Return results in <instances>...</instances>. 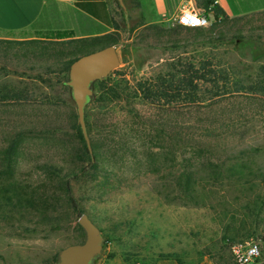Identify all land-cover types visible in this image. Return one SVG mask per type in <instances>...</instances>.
Wrapping results in <instances>:
<instances>
[{"label":"rangeland","instance_id":"obj_1","mask_svg":"<svg viewBox=\"0 0 264 264\" xmlns=\"http://www.w3.org/2000/svg\"><path fill=\"white\" fill-rule=\"evenodd\" d=\"M110 1L123 27L119 0ZM122 1L128 22L140 26L134 0ZM210 21L198 28L148 26L130 42L126 30L116 37L121 63L115 70L122 74L113 81L131 90L175 73L170 64L178 59L197 67L214 63L207 70L227 71L233 87L264 80V12ZM101 42L33 28L0 34V167L17 140L15 179L46 184L56 196L46 219L0 221V264H57L61 249L85 241L83 212L68 199V180L78 206L104 235L92 264H236L230 245L264 235V93L213 99L214 83L202 80L209 97L202 104L183 106L180 98L163 106L142 94L130 103L101 101L96 84L86 108L100 157L95 170L80 158L77 105L64 67ZM119 137L129 146L117 143ZM188 172L199 181L196 200L187 193Z\"/></svg>","mask_w":264,"mask_h":264},{"label":"trees","instance_id":"obj_2","mask_svg":"<svg viewBox=\"0 0 264 264\" xmlns=\"http://www.w3.org/2000/svg\"><path fill=\"white\" fill-rule=\"evenodd\" d=\"M118 4L122 8V16L127 25V10L120 2H118ZM135 6L139 7V3L137 1ZM212 8V17L214 19V22H220L229 18L225 14V12L216 4L213 3ZM116 25L119 26L118 23H116ZM171 27L176 28L183 26L172 25ZM128 30L130 33L127 38L129 39L131 38L133 27L131 29L127 28V31ZM73 36L74 32L67 30L56 31L54 33V37L59 39H65ZM117 43V38L104 39L102 40L101 44L90 46L89 51L91 52L111 44L116 45ZM179 45V43H172L170 47L176 48ZM89 51H85L83 52V54L88 53ZM123 51L124 53H126L127 51L126 44H124L123 46ZM76 59L77 57L65 64L64 70L66 69V71H70L71 64ZM177 66H180L181 68L176 69ZM210 66H214V63L204 62L201 67H197L194 63L190 61L182 62L181 59H178L177 62L170 64V67L175 69V73L168 72L167 75H159L155 79V81L151 80L140 82L136 87H133L131 90L129 87L122 85V83H116L115 81H113V77L120 74L117 70H114L107 77L96 81L94 83V87L96 84L99 87L101 95V99L99 100L101 101L105 100L106 98H110L112 100H126L130 103V98L132 96H138V94H142L143 99H145L146 101H149L151 103H156L157 101H159L160 105L163 106H167L175 101H179L181 100L180 98H182L181 104L183 106L202 104L209 98L206 97L207 95L205 92L207 91L203 90V88L200 87L201 85L199 82L202 80L203 82L211 81L214 83V91L212 92V95L210 97L213 99L221 98L225 95H231L246 91L251 93H264V80L252 82L250 86L245 84L244 82H236L235 87L229 86L227 85V82L225 80V78H227L226 76H228L229 73L225 70H207V67ZM210 75L211 77H207ZM220 80H224V82L220 84ZM93 101H95L94 94L89 99L88 104L92 103ZM86 124L90 136L92 132V125L90 122L87 121V119ZM76 129L78 131V136L83 146L80 158L83 160H88L90 166L95 170H98L100 168V157L98 155L97 147L95 145H92V150H90L85 140L80 124L77 125ZM91 139L93 138L91 137ZM118 140L119 141L117 143H121L125 147L129 146L127 145V141L122 137H119ZM112 141V143H114V138L112 139ZM17 146V140L11 141L8 149L5 152V155L7 156V162L2 167H0V221L4 220L9 223H14V220L20 221L22 219L31 218L34 216L46 219L50 214L49 212H51L54 208L53 200H55L56 196L53 192L49 191L50 187H47L46 184L33 185L31 183L21 182L15 179L14 167L11 163L12 158L16 155ZM114 146L115 145H111V147ZM46 170L52 171L53 168L48 167ZM57 172L60 173L59 170ZM81 172H85V169H83ZM184 180L187 186V193L189 194V196L193 197L192 199L196 200L198 196L195 192V186L197 185V183H199V181L197 180L196 176L191 172L185 174ZM64 184L66 186L68 199L74 209H76V211H78L79 213H84V211H82L81 208L78 206L76 199L72 194V186L70 184V181L68 180ZM262 238L264 240V235L262 236Z\"/></svg>","mask_w":264,"mask_h":264},{"label":"crops","instance_id":"obj_3","mask_svg":"<svg viewBox=\"0 0 264 264\" xmlns=\"http://www.w3.org/2000/svg\"><path fill=\"white\" fill-rule=\"evenodd\" d=\"M141 16L140 26L133 28L131 41L143 28L172 26L171 18L185 0H134ZM216 4L230 18L264 12V0H190L200 11L213 16ZM135 8V9H136ZM116 8L110 0H0V34L37 29L54 35L56 31H73V40L102 41L122 36L132 28L115 21ZM119 24V26L116 25ZM117 45V44H116Z\"/></svg>","mask_w":264,"mask_h":264},{"label":"water","instance_id":"obj_4","mask_svg":"<svg viewBox=\"0 0 264 264\" xmlns=\"http://www.w3.org/2000/svg\"><path fill=\"white\" fill-rule=\"evenodd\" d=\"M119 2L123 4L122 0ZM120 63L117 45L111 44L83 54L71 64L68 85L72 89L79 124L90 150L92 145L85 119L86 106L94 94V83L110 75ZM79 223L85 230V241L61 249L57 264H92L102 254L104 236L100 226L86 213L80 216Z\"/></svg>","mask_w":264,"mask_h":264},{"label":"built area","instance_id":"obj_5","mask_svg":"<svg viewBox=\"0 0 264 264\" xmlns=\"http://www.w3.org/2000/svg\"><path fill=\"white\" fill-rule=\"evenodd\" d=\"M170 19L173 26L188 28L207 27L211 24L210 16L199 10L190 0H185ZM230 251L236 264H259L264 260V240L250 237L230 245Z\"/></svg>","mask_w":264,"mask_h":264}]
</instances>
